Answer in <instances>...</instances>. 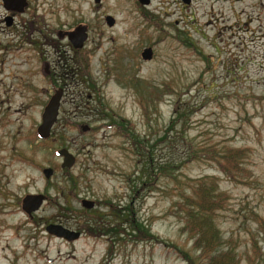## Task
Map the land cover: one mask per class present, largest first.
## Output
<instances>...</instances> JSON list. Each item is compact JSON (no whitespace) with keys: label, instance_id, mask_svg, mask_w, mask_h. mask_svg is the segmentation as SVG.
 Listing matches in <instances>:
<instances>
[{"label":"rangeland","instance_id":"1","mask_svg":"<svg viewBox=\"0 0 264 264\" xmlns=\"http://www.w3.org/2000/svg\"><path fill=\"white\" fill-rule=\"evenodd\" d=\"M29 1L40 31L20 25L26 16L0 30V264H210L217 251L264 264V0ZM79 24L87 40L76 49L57 31ZM24 37L45 44L42 57ZM56 88L58 116L41 139ZM201 179L223 199L209 256L180 212ZM27 194L46 197L31 217ZM58 222L80 236L47 234Z\"/></svg>","mask_w":264,"mask_h":264},{"label":"trees","instance_id":"2","mask_svg":"<svg viewBox=\"0 0 264 264\" xmlns=\"http://www.w3.org/2000/svg\"><path fill=\"white\" fill-rule=\"evenodd\" d=\"M225 152L224 157L227 161H230L229 167H225L224 171L229 172L234 167L235 171H239L236 168L237 159L241 157L240 150ZM216 193V187L206 180H199L196 186L192 190V197H185L180 204V212L183 215V222L185 229L190 233H193L194 245L197 248H201L202 252L209 256L210 252L214 250L219 243V233L216 230L212 222V216L216 209L220 208L223 203V199ZM264 221H262V228L264 232ZM139 234L143 236L140 229H137ZM210 264H236L237 258L229 251H217L215 255H211ZM209 264V263H207Z\"/></svg>","mask_w":264,"mask_h":264},{"label":"water","instance_id":"3","mask_svg":"<svg viewBox=\"0 0 264 264\" xmlns=\"http://www.w3.org/2000/svg\"><path fill=\"white\" fill-rule=\"evenodd\" d=\"M6 1V0H4ZM21 3L20 10L22 5H24L23 0H18ZM141 4H148L150 0H138ZM184 3H188V0H182ZM99 2V0H95ZM108 25L113 24V18L110 16L106 17ZM62 37L64 35L76 46L80 47L83 45L87 39V33L84 26H79L71 32H65L60 34ZM141 58L143 60H150L152 58L153 52L151 47H145L141 53ZM62 95V90H55L54 94L49 98L48 102L43 108L41 114V122L36 128V132L41 139H46L51 134V129L57 119L60 99ZM87 126H82V130H86ZM57 155L61 158L60 166L62 168H71L75 163V157L67 149L61 148L57 150ZM42 173L45 178H49L53 174V169L50 167L42 169ZM46 197L43 194H27L21 200V209L31 217L32 213L38 210L42 203L45 201ZM81 205L85 208H93L94 202L92 200L82 199ZM46 232L50 235L63 238L67 241H72L77 239L80 236V233L74 230H71L67 227H64L61 224L50 223L45 228Z\"/></svg>","mask_w":264,"mask_h":264},{"label":"flooded vegetation","instance_id":"4","mask_svg":"<svg viewBox=\"0 0 264 264\" xmlns=\"http://www.w3.org/2000/svg\"><path fill=\"white\" fill-rule=\"evenodd\" d=\"M100 1V0H99ZM151 1V0H150ZM149 1V3H150ZM23 3L24 5H22L21 7V10L19 9L20 6H21V3L18 1V0H0V30L3 31L4 28L2 27V25L4 24V26H6L9 31L11 32L12 30L11 29H14L15 26H17V23L19 22V18L20 16H26V19H23L22 21V24L20 23L21 26H25V28L28 29V33L31 34L33 31H36V32H39L40 31V28H39V23H40V14L37 12V7L36 6H31V3L29 0H23ZM148 3V4H149ZM188 3H189V0H188ZM188 3H185V4H188ZM145 5V4H143ZM147 5V4H146ZM31 7H34L31 9ZM36 7V8H35ZM107 22V21H106ZM79 26H83L81 24H79L78 26H76L75 28L79 27ZM74 28V29H75ZM73 30H66V31H57V35L59 38H63V37H66V35H64L63 37L60 35L62 33H65V32H71V31H74ZM67 38V37H66ZM25 40H27L29 43H31L30 45H32L33 47H40L39 51L37 50V53L40 57H42V52H41V48L43 47V45L45 44H39L37 41H33L31 42L29 40V37H24ZM69 40V39H68ZM87 40V39H86ZM85 40V41H86ZM70 41V40H69ZM51 46H53L54 48H56V44H52L51 41H49ZM70 43L72 44V46L74 48H81L83 47V45H81L80 47H76L71 41ZM141 56V55H140ZM2 63V61H0V64ZM48 64H45L44 68H43V71L46 72V73H51V71L49 70V65L47 66ZM57 77V75L55 76L54 74V78ZM57 89H61L62 90V94H63V89L62 88H56L54 89V92L55 90ZM53 92V94H54ZM52 94V95H53ZM51 95V96H52ZM50 96V97H51ZM62 96V95H61ZM61 100V99H60ZM65 223V222H63ZM50 224V223H49ZM56 224H61L63 225L61 222L59 223H56ZM47 226V225H46ZM46 226L44 227V229L46 228ZM64 227H66L65 225H63ZM68 228V227H67ZM70 229V228H69ZM80 233V232H79ZM50 235V234H49ZM52 236V235H51ZM63 239V238H61ZM65 240V239H63Z\"/></svg>","mask_w":264,"mask_h":264},{"label":"bare ground","instance_id":"5","mask_svg":"<svg viewBox=\"0 0 264 264\" xmlns=\"http://www.w3.org/2000/svg\"><path fill=\"white\" fill-rule=\"evenodd\" d=\"M78 1H81V0H78Z\"/></svg>","mask_w":264,"mask_h":264}]
</instances>
